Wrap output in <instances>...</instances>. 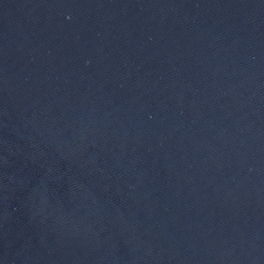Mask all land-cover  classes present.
Listing matches in <instances>:
<instances>
[{
  "label": "water",
  "instance_id": "obj_1",
  "mask_svg": "<svg viewBox=\"0 0 264 264\" xmlns=\"http://www.w3.org/2000/svg\"><path fill=\"white\" fill-rule=\"evenodd\" d=\"M0 264H264V0H0Z\"/></svg>",
  "mask_w": 264,
  "mask_h": 264
}]
</instances>
